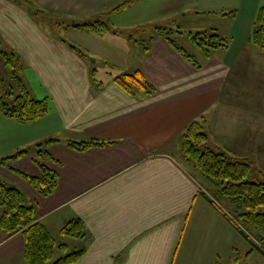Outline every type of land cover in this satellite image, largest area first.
I'll use <instances>...</instances> for the list:
<instances>
[{"label": "crops", "instance_id": "0c3cea01", "mask_svg": "<svg viewBox=\"0 0 264 264\" xmlns=\"http://www.w3.org/2000/svg\"><path fill=\"white\" fill-rule=\"evenodd\" d=\"M27 1L50 15L83 21L108 14L119 0H0V38L48 102L47 113L31 123L0 115V180L22 193L56 244L67 252L61 229L79 219L84 238L77 249L84 254L76 264H237L242 248L249 257L254 251L264 257L258 232L184 159L179 139L190 122L204 117L212 146L251 159L264 175V53L248 43L254 1L229 31L228 49H213L198 67L156 33L127 57L132 63L125 72L99 82L76 47L33 18ZM76 31L91 42L104 36ZM135 72L152 95L132 96L114 82ZM234 73L245 86L235 80L226 91ZM91 140L107 144L82 151L68 145ZM38 164L56 174L46 197L16 173L39 178ZM23 252L21 232L0 230V264H26Z\"/></svg>", "mask_w": 264, "mask_h": 264}, {"label": "trees", "instance_id": "16d2710c", "mask_svg": "<svg viewBox=\"0 0 264 264\" xmlns=\"http://www.w3.org/2000/svg\"><path fill=\"white\" fill-rule=\"evenodd\" d=\"M30 14L42 19L55 36L57 29L62 26L76 30H90L95 34L113 30L102 20V14L89 17L87 20L75 21L67 17L50 15L44 10L34 8L30 2L24 3ZM118 9V8H116ZM112 9L111 11H115ZM110 11V12H111ZM32 15V16H33ZM169 30L157 28V34L164 37L183 57L194 66L198 67L191 56L187 55L167 35ZM191 42L203 49L204 56L209 59L210 52L216 48L227 50L230 42L218 35L200 34L189 35ZM248 43L260 53H264V3L256 11L252 24ZM4 44L0 38V45ZM5 45V44H4ZM6 67L16 69L11 74V84L6 86L0 76V115L15 119L21 123L37 121L48 111L47 99L37 100L30 96L27 87L20 74L22 64L19 56L14 52L1 51ZM114 82L132 96H150L153 93L152 86L138 72L126 74L114 79ZM206 121L204 117L190 122L181 133V151L184 159L191 163L205 178L214 182L222 197L228 199L239 210L240 220L250 229L259 234L260 243L264 242V180L261 171L251 159L231 158L221 149L212 146L205 133ZM107 143L98 141L70 142L68 145L82 151L92 146H102ZM25 151L17 153L10 158H18ZM40 157H47L46 153L39 152ZM42 176L39 178L19 174L41 196L50 195L56 186V174L41 164ZM0 230L10 236L21 232L24 238V260L26 264H76L84 254V249L74 251L54 260L55 250L66 253L65 245H57L47 229L35 221V212L32 207L24 203L22 193L13 186L0 180ZM61 236L74 239L84 238V229L79 219L69 221L62 229ZM262 241V242H261ZM258 251L264 254L263 249Z\"/></svg>", "mask_w": 264, "mask_h": 264}, {"label": "rangeland", "instance_id": "374dc122", "mask_svg": "<svg viewBox=\"0 0 264 264\" xmlns=\"http://www.w3.org/2000/svg\"><path fill=\"white\" fill-rule=\"evenodd\" d=\"M253 1L255 3L253 7L257 6V8L264 3V0ZM253 1L119 0L113 8L118 9L115 11H111V9V12L108 11V14L101 16V20L113 30L104 31V36H102L100 43L91 42L84 32L76 31L73 28L60 27L57 29L56 35L81 52L93 71V79L99 82L106 79L107 74H115L120 72V70L125 72L132 63L131 58L128 59L127 57L136 55L142 47L147 46L150 37L156 34L157 28L169 30L167 35L175 44L182 48L187 55L191 56L195 62L200 63L203 60L204 51L191 42L189 35L200 34V37H203V34H215L231 42L229 31L235 27L237 22L241 21V13L245 14V8H249ZM33 18L44 28L48 27L42 19L34 15ZM4 44L0 45V52H14L9 42L6 45ZM210 53H213L212 50ZM242 59L244 61L243 57ZM13 70L5 66L0 56V76L4 79L6 86L11 84L10 77ZM244 70L249 71V68L246 66ZM18 75L24 80L30 96L42 100L43 93L40 83L38 84L35 80L36 77L29 72L28 68L22 66V71ZM238 80L236 73L230 76L226 91L231 86L233 88L234 81L237 82ZM245 83V80L241 78L239 87H244ZM259 119H261L260 115ZM262 172L264 174V170ZM215 201H217L216 198ZM220 206L226 214H230L225 207L221 204ZM242 212L243 210H240L239 214ZM64 241L67 245V252L60 251L62 256L79 250L77 248L80 247L78 245L80 239L66 237ZM257 242L258 246L264 248V242L261 241L262 244L259 241ZM248 251V248L247 250L240 249L237 264H264V257L260 253L254 251L249 257ZM57 253L58 250H55L54 260L58 259L56 257ZM223 264H233V262L226 261Z\"/></svg>", "mask_w": 264, "mask_h": 264}]
</instances>
